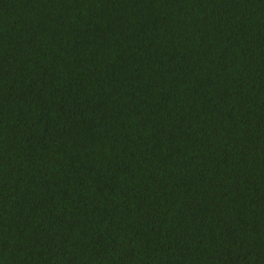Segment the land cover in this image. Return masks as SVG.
<instances>
[{
	"label": "trees",
	"instance_id": "16d2710c",
	"mask_svg": "<svg viewBox=\"0 0 264 264\" xmlns=\"http://www.w3.org/2000/svg\"><path fill=\"white\" fill-rule=\"evenodd\" d=\"M0 264H264V0H0Z\"/></svg>",
	"mask_w": 264,
	"mask_h": 264
}]
</instances>
